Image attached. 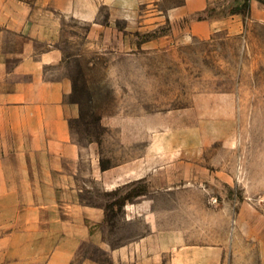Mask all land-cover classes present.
Wrapping results in <instances>:
<instances>
[{"label":"rangeland","instance_id":"obj_1","mask_svg":"<svg viewBox=\"0 0 264 264\" xmlns=\"http://www.w3.org/2000/svg\"><path fill=\"white\" fill-rule=\"evenodd\" d=\"M94 1L93 19L63 26L61 74L81 105L73 138L127 175L108 189L81 176V199L107 210L104 241L183 230L220 244L222 264H264V21L242 13L239 31L201 37L175 15L186 0ZM84 254L107 261L94 243Z\"/></svg>","mask_w":264,"mask_h":264},{"label":"crops","instance_id":"obj_2","mask_svg":"<svg viewBox=\"0 0 264 264\" xmlns=\"http://www.w3.org/2000/svg\"><path fill=\"white\" fill-rule=\"evenodd\" d=\"M213 1L186 0L175 15L211 10L190 21L193 35L222 26L239 31L243 14L229 6L221 16L230 1ZM263 5L251 2V18L264 21ZM73 16L93 19L95 1L0 0V264H222L220 244L190 241L183 230L159 229L117 248L104 241L107 210L81 199V176L92 174L108 189L127 175L104 169L96 147L73 138L81 105L71 99L72 79L61 74L63 26ZM88 243L107 261L84 254Z\"/></svg>","mask_w":264,"mask_h":264},{"label":"trees","instance_id":"obj_3","mask_svg":"<svg viewBox=\"0 0 264 264\" xmlns=\"http://www.w3.org/2000/svg\"><path fill=\"white\" fill-rule=\"evenodd\" d=\"M234 1H236L237 4L232 6L231 13H243L245 15L250 14L251 12L250 6L253 0H234ZM237 1H241V3ZM257 1L264 4V0H257ZM189 17L191 20L192 19H207L211 17V10L207 8L203 11L196 12L195 14H192ZM102 167L104 169L107 168V166L104 163H102Z\"/></svg>","mask_w":264,"mask_h":264}]
</instances>
